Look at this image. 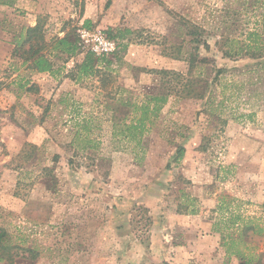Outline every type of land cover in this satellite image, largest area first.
Masks as SVG:
<instances>
[{
	"label": "rangeland",
	"instance_id": "obj_1",
	"mask_svg": "<svg viewBox=\"0 0 264 264\" xmlns=\"http://www.w3.org/2000/svg\"><path fill=\"white\" fill-rule=\"evenodd\" d=\"M4 1L0 231L39 255L0 264H240L226 236L264 264V0ZM39 17L79 39L54 75L12 56ZM193 26L204 45L183 34ZM80 31L114 44L103 82L64 77L88 51ZM190 54L205 63L189 72Z\"/></svg>",
	"mask_w": 264,
	"mask_h": 264
},
{
	"label": "trees",
	"instance_id": "obj_2",
	"mask_svg": "<svg viewBox=\"0 0 264 264\" xmlns=\"http://www.w3.org/2000/svg\"><path fill=\"white\" fill-rule=\"evenodd\" d=\"M5 5L8 4L4 0H0V6ZM86 23H88V21L85 22V25ZM45 26L46 21L42 17H39L34 26L23 27L13 41L12 56L24 58V63H29L28 67L34 72L54 75L55 72L59 71L54 68L55 59L63 60V63H67L70 59L80 55L82 51L79 45V39L72 30L65 32L61 37L49 36ZM179 30L181 29L179 28ZM142 32L143 31H137L133 33L135 34V40L138 43H152L150 41H154L158 46L160 45V40L157 41L155 38H151V40L142 38ZM203 33L204 31L201 28L193 26L183 34L190 36V41L198 46L200 44H205L202 36ZM116 34L117 36L114 37L115 39H122L124 35L132 34V32L130 30H118ZM122 48L124 49L125 46L122 45ZM229 49V54H235L238 56L242 52L249 54L252 48L244 46L241 48L238 47L237 49L230 47ZM183 50L184 46L170 45L169 48H163L161 53L164 56L179 60L183 54ZM228 53L226 52L227 55ZM108 56L109 55L96 56L91 51H86L83 55L82 61L75 64L73 69L67 72L64 77L77 82L81 78L96 76L99 81L103 82V78L101 77L105 76V73H108L110 70V64L112 63L111 60L107 58ZM198 57V54H190L189 58L188 56L185 58L189 64V72L192 71L196 65L205 63V59H199ZM158 73L165 76L179 77V74L173 71H160ZM186 86L187 85H184V90L188 91L186 95L192 94L191 88H186ZM202 97L203 92L199 95V98ZM154 99L157 100V97ZM163 100L165 101V99ZM157 109L158 106L156 107V110ZM182 152L183 148H179L178 156H181ZM187 208L188 207H186L185 215L196 213V210L192 209L188 211ZM244 225L246 226V230H248L247 227L251 229L252 227L258 228V225L251 226L250 223L246 222ZM246 230H244V233ZM258 231H261V228H258ZM223 238L229 239V241L225 243L226 253L235 256L240 264H255L259 262L257 257L255 258L254 255L245 254L244 251L236 245L237 241L235 240L240 241V236H237L235 239L232 236H226ZM38 255L39 252L36 248L23 247L20 245L17 246L16 244L13 245L8 234L4 231H0V263L3 261L13 263L16 258H22L33 262L38 258Z\"/></svg>",
	"mask_w": 264,
	"mask_h": 264
},
{
	"label": "built area",
	"instance_id": "obj_3",
	"mask_svg": "<svg viewBox=\"0 0 264 264\" xmlns=\"http://www.w3.org/2000/svg\"><path fill=\"white\" fill-rule=\"evenodd\" d=\"M79 37L82 44L85 46L89 45L87 48L88 51H91L97 56L107 55L114 51V44L100 34L93 36V40H88L89 35L84 31H80Z\"/></svg>",
	"mask_w": 264,
	"mask_h": 264
}]
</instances>
